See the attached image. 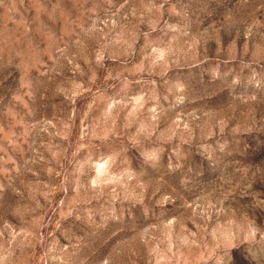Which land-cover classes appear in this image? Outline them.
Masks as SVG:
<instances>
[{"label": "rangeland", "instance_id": "obj_1", "mask_svg": "<svg viewBox=\"0 0 264 264\" xmlns=\"http://www.w3.org/2000/svg\"><path fill=\"white\" fill-rule=\"evenodd\" d=\"M0 264H264V0H0Z\"/></svg>", "mask_w": 264, "mask_h": 264}]
</instances>
